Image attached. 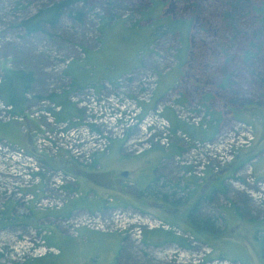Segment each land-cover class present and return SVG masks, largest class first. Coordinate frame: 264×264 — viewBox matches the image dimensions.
Masks as SVG:
<instances>
[{"label":"rangeland","instance_id":"obj_1","mask_svg":"<svg viewBox=\"0 0 264 264\" xmlns=\"http://www.w3.org/2000/svg\"><path fill=\"white\" fill-rule=\"evenodd\" d=\"M60 1L64 0H0V85L12 70L35 75L31 90L16 94L15 105L0 97V264H264V205L254 196L260 188L251 181L256 161L248 160L236 173L232 170L250 152L264 164V118L244 109L264 106V0H245L230 20L226 15L230 0H158L159 6H153L154 0H86L66 6L58 22L44 24L43 31L29 33L22 25ZM157 18L184 20V29L193 20L189 38L160 26L148 48V27H130L150 25ZM104 24L109 26L100 46ZM246 55L250 65L243 62ZM73 62L72 73L97 82L96 87L69 95L80 110L72 125L57 120L53 111L58 105L48 96L70 89L73 79L66 69ZM79 62L89 65L81 70ZM226 76L234 89L242 90L244 103L230 101L232 90L220 86ZM208 94L211 111L223 116L211 144L226 143L242 122L253 125L255 132L252 147L240 151L232 166L233 162L205 184L223 178L218 191L207 194L204 186L193 194L195 201L212 196L201 201L200 213L214 220L215 233L184 230L169 222V207L158 210V201L141 196L133 181L142 168L146 171L140 181L154 168L163 181L194 176L183 158L191 156L195 141L205 140L191 136L192 141L184 140L171 131V144L165 148L157 139L164 120L173 127L174 113L195 124L204 118L201 103ZM181 95L184 104L178 103ZM125 120L134 125L122 135ZM93 135L111 143L107 153L86 162L77 153ZM98 157L109 173L95 167ZM204 160L212 159L207 154ZM125 170L127 177L120 175ZM150 180L149 187L154 188L155 178ZM111 187L112 194L104 193ZM100 195L105 207L100 212L75 206ZM139 216L178 228L184 233L179 237L189 244H176L173 232L163 234L162 228L154 230L163 236L148 241L151 230L144 229L138 237L134 224L128 230L116 229ZM89 217L113 218L115 223L104 230H93L112 238H78L79 228H87L77 226L78 221ZM258 239L259 254L248 262L245 252Z\"/></svg>","mask_w":264,"mask_h":264},{"label":"trees","instance_id":"obj_2","mask_svg":"<svg viewBox=\"0 0 264 264\" xmlns=\"http://www.w3.org/2000/svg\"><path fill=\"white\" fill-rule=\"evenodd\" d=\"M78 1H86V0H64V1H60V2L54 4L53 6L47 8V9L40 10L36 15L31 17L30 19L23 21L22 25L26 28V30L29 33L37 32V31H43L44 30V24L55 25L58 22L60 16L62 15L64 8H66V6L68 7L70 4L78 2ZM229 2H230L229 3L230 10L226 13V15H227V18L230 20V19L234 18V14H233L234 12L237 13L240 11L241 7L245 3V0H230ZM159 3H160V1L154 0L153 6H156L157 4L159 6ZM150 11H151V9H150ZM148 14L150 15V13H148ZM70 16L75 17L78 20L82 19L80 17V15L77 16L76 14H73L72 12L70 13ZM160 18H157L155 20V22L150 24V25H143V26L133 25L130 28L131 29H140L141 27H148V30L150 31V39H149L150 43L148 45V48L151 45V41H153V34L155 32H158V31L160 32L161 27L164 28L165 26L167 28L165 32H167V31L172 32V33L177 32V33H179V35L182 38H187V39L189 38V33H190L192 25H193V20H190V22L188 24V29H187V27H186V29H184L183 26H184V24H186V21H184V20L174 21L172 19H167L165 21H160L159 20ZM227 24H230V23H227ZM106 26H109V25L104 24L103 28L101 30V33H102L101 36L102 37L100 40V46L102 45V41H103V38L105 35L104 28H106ZM185 43L187 44V46ZM185 43L183 40V46H185L186 49L188 50L189 49L188 42L185 41ZM146 52H144V54H146ZM89 54H90V52L87 50V54H86L87 56L85 58V61H87ZM250 60H251L250 57L248 55H246L244 57L243 62L250 65V63H249ZM73 64H76V63L75 62L71 63L66 69L67 70L66 74H68L73 79V83L70 86V89L64 90L63 93H54L53 92L48 96V99H50V101H53L55 104H57L58 106L61 107V109L59 111H56V112L53 111L57 117V120L68 121L69 123H72L75 118L80 116V110L76 107L75 103L71 102V100L69 99V95L72 93V91H77V89L83 91L88 87H96L94 85V82H97V78H93V77L87 78V76L86 77L82 76V75L79 76L77 74L72 73L70 71V69H71V66ZM88 65L89 64H86V63L83 64L81 62L78 63V66L81 68V70H85V67ZM174 76H176V75H174ZM117 77H118V75L115 77H112V78L111 77H109V78L108 77H101V78L103 80H105V79L111 80V79H115ZM98 79H100V78H98ZM34 81H35V75L32 71L27 72V71H24L21 69L12 70L11 73L10 72L7 73L5 80L0 85V97L6 99L8 102L13 103L15 105L17 103L16 94H18L19 92L21 94L28 93L31 90ZM256 83H258V82H256ZM259 85H261V84H259ZM220 86L227 88V89L229 88L232 90V97L233 98H231L230 101L233 104L244 103L245 99L242 96L243 94L239 92V90L240 91H242V90L240 88L234 89V82L230 81V76L224 77L222 80V83H220ZM181 96L182 97L178 100V103L184 104L186 102V99H185L184 95H181ZM210 100H212V95L208 94V95H206V97H204V101L201 103V105H203L206 108V112L204 113L202 126L189 125L188 123H186L187 121L185 122V120H183V119L181 120V118L179 116L176 117L175 113L173 115L172 111H170V116L171 117L174 116L173 127H172V123H171V131L174 133L181 131V132H183V133H185L191 137H196V138L199 137L205 141L212 140L214 138L215 133L212 134V136H208V132H209L211 127L215 129V132L218 130V127L222 121V118H221L222 113L211 111L212 110L211 107L207 104ZM262 107L264 108V106H257V107L256 106L255 107H253V106L247 107L246 106L244 109L247 110V113L251 112L253 114H257L260 118H264V117H262V115H263V111L261 110ZM204 123L207 125L206 128L203 127ZM73 124H76V123H72V125ZM5 126H7V125H5ZM184 126H191L192 128H186ZM246 156H247V158L243 160L244 163H238L235 166H233L232 170L235 171V173L238 172L240 170V168L243 166V164H245L248 160L249 161L254 160L256 157V156H254V153L251 154V152L248 153V155H246ZM235 162H236V160H235ZM235 162H233L229 166H232ZM210 176H213V175H210ZM194 178L197 179L196 177H194ZM154 181H155L154 182V188L148 186L147 188L142 189L139 192V193H141V196L143 195V197H147L149 199H153L154 201H161V202H165V203L169 202L170 200H172L174 202H179V203L183 202V200L186 196V188L184 186L182 187L180 184H174V183L169 182L167 180L163 181V178H160V179L155 178ZM198 185H199V183L195 184V187L193 189H191L189 194L196 191L198 189V187H197ZM206 198H208V197H206ZM209 198H212V196H210ZM81 201H82V199H81ZM200 204H201V202L199 200V202L193 207V210L191 213L192 221L197 226H199L201 228V230H203V231L212 232V233L217 232L218 229L215 226L214 220L211 219L210 217H205L203 214L200 213ZM75 206H80V204L76 203ZM198 230L201 231L200 229H198ZM164 232H167V231L163 230L162 233L165 234ZM174 236L175 237H172V240L174 242H176L177 244H179L183 247H186L189 244L185 241L184 238L179 237L177 235H174Z\"/></svg>","mask_w":264,"mask_h":264},{"label":"built area","instance_id":"obj_3","mask_svg":"<svg viewBox=\"0 0 264 264\" xmlns=\"http://www.w3.org/2000/svg\"><path fill=\"white\" fill-rule=\"evenodd\" d=\"M61 107H56V110H60ZM54 110V109H50ZM180 117V116H179ZM183 119L182 117H180ZM185 120V119H183ZM129 120H125L126 124H123L120 127V132L122 135H124L125 132L129 130V128L133 127V123L129 124ZM185 121L189 122L192 125L195 126H202L203 124V118L201 117L199 121L193 123L191 120L189 121L186 119ZM204 128L207 127V125L204 123ZM162 133L158 137L157 141L160 143L162 147L168 148L170 146L171 138H172V132H171V125L168 120H164V123L162 124ZM253 125L249 123H239L236 130L233 131L232 135H234L230 140H227V142H219L218 145L215 146V144H211L209 141L200 142L195 141V145L193 149H190L189 158H186L187 164L192 168V173L194 174L193 177H196L200 182L206 180L210 175L219 173L221 170L226 168L229 164L235 161L237 156L239 155L240 151H243L245 149H249L252 147L255 139V132L253 129ZM177 135L182 137L184 140L192 139L189 137V135L178 131L176 132ZM238 134V136H235ZM99 136H101L99 134ZM99 136L93 135L83 144V148L80 152L77 153V155H82L83 159H85L86 162H91L92 159L97 154H105L109 150L110 141L107 138H101ZM224 143V144H223ZM196 145L198 147H201L199 151L196 149ZM222 150H226V153H224ZM197 152V154H196ZM202 152V153H201ZM200 154V155H199ZM207 154L210 157L211 161H205L204 159H207ZM95 155V156H94ZM179 155L178 159L180 158ZM198 156V157H197ZM199 157H202L201 160ZM181 159V158H180ZM187 165V166H188ZM252 166V165H251ZM194 168V171H193ZM253 168V166H252ZM196 169V171H195ZM188 177H191V173H188ZM251 181L255 182L258 187L260 188L258 190V194L254 193V196L258 198V200L264 205V180H261L258 178L254 173L252 174ZM85 218V217H84ZM111 217L107 219H102L101 217H89L86 219H80L77 226H86L89 229L95 230V229H101L104 230L106 224L115 223L114 219L112 218V221H110ZM80 224V225H79ZM136 225V231L138 237L141 236L142 231L144 229L147 230H154L155 228H162L166 231H172L177 236H184V233L181 232L178 228H175L174 226H170L169 224H165L162 221L154 218V217H137L132 219V223H127L126 225H118L116 226V229L119 230H128L130 225Z\"/></svg>","mask_w":264,"mask_h":264},{"label":"crops","instance_id":"obj_4","mask_svg":"<svg viewBox=\"0 0 264 264\" xmlns=\"http://www.w3.org/2000/svg\"><path fill=\"white\" fill-rule=\"evenodd\" d=\"M162 82L163 81H161V84H162ZM160 89H161V85H160ZM164 90H165V88H164ZM221 118H223L222 114H221ZM220 126H221V123H220V125L218 127V130L216 132H215V129L211 127L210 130H209V132H208V136H212V134L215 133L214 134V137H215L219 133V131H220ZM261 126L264 128V123L261 124ZM184 127H186V128H192L191 126H184ZM251 151L253 152V150H251ZM244 154H246V153H244ZM120 155H121V151H120ZM260 159L258 158V156L255 157V161L256 162H254L255 163L254 169H255V174L257 175V177L264 179V164L263 165H260L259 164ZM103 160L104 159H102V158L100 159V157H98L96 159V161H95V167L97 169H100V170L102 169L99 172L107 173L108 171H104V168H103L104 167V164H103L104 161ZM243 160L244 159H241V161L239 163H244ZM100 161H102V164L100 163ZM157 168H158V166H157ZM157 168H156V170H157ZM140 170L141 171L138 172L137 177L135 176L134 179H133V181L137 185L136 187L138 188V191H141L142 189L147 188L149 186L150 182H151V180H150L151 178H153V177L156 178V179L157 178L158 179L163 178L162 175H156L155 168H154L152 170V172L149 171V170H147L149 172V174H150L149 177H147V175L144 176V177L142 176V179L140 181L139 180V175L143 171H146L143 168L140 169ZM125 171H128V170H125ZM123 172L120 173L121 176H122V173ZM163 173L166 174L165 172H163ZM212 179H214V178L213 177H209L208 179H206V181H205L204 184L203 183H199V180L198 179H195L194 177H188V176L182 178L181 180H177V181L174 180V182H172V183H174V184H180L182 187L184 186L186 188V196H185L183 202L182 203H179V202H174V201L170 200L169 202L165 203V202L158 201L157 204L159 206H157V209L160 210V211H162V210H165V207L166 206H168L169 207L168 214L170 215L169 222L175 223V224H180L184 230H196V231H199L198 229L201 230V228L199 226H197L192 221V219H191V213H192L193 207L199 202V201H195L196 196L193 195V194H197L198 191L200 190V188H202L204 186H208V185H205V184L207 182H212ZM215 181L216 182H214L213 184H211V185L208 186L210 189H208V187H207V194H211V193L212 194H215V192L218 191L219 185H221V182L223 181V178H221V179H218L217 178V179H215ZM196 182L199 183V185L197 186L198 189L196 191H194L193 193L189 194L190 191H191V189H193L195 187V184H197ZM113 190H115V188H112V187L111 188H106V190H104V193L112 194L111 192ZM116 192L117 193L119 192V195L121 196L122 191H120L119 189H116ZM103 197L104 196H101V195L99 197H95L94 196V197L91 198V200L89 201V203H86L85 205L83 203H81L82 201H80V203H79L80 206H79L78 209H80V208H86V209H89V211L91 213L100 212L101 210L105 209V207H103ZM206 197H209V195L208 196L202 195V198L203 199L201 201H204V199ZM118 199H119V197H118ZM147 199H149V198H147ZM151 200H153V199H151ZM153 202H154V200H153ZM78 231H79V234H78L77 237L79 238L82 235L83 237H85V240L86 241H87V239L89 240L90 238L91 239H94L93 241H95V239H97L96 237H98V236H99L98 237V240H100V239L102 240L104 238H109V239L112 238V236L110 237V235H106V234L100 233L98 231H93V230L87 229L85 227H80ZM201 231H203V230H201ZM205 232H207V231H205ZM155 236H163V234H160L158 230L147 231V237H148L147 238V241H148V239L153 238ZM198 237L199 238H202L201 236H198ZM116 240H118V239H116ZM258 241L260 242V240L258 239V240H255V243L252 244V247H253L252 250H249L248 252L247 251L245 252L246 259L248 260V262H250V260H251L250 256L255 259V256L257 255L256 253L259 254V251H258V248H257V245H258L257 242ZM260 248H261V246H259V250H260ZM80 251H82V249H80ZM215 251H217L219 254L221 253L220 255H222V251L221 250L215 249ZM116 257H117V255H116ZM83 260H86V259H83ZM82 264H84V263L82 262Z\"/></svg>","mask_w":264,"mask_h":264},{"label":"water","instance_id":"obj_5","mask_svg":"<svg viewBox=\"0 0 264 264\" xmlns=\"http://www.w3.org/2000/svg\"><path fill=\"white\" fill-rule=\"evenodd\" d=\"M128 174H129L128 171H124V172L122 173V176L126 177V176H128ZM84 264H87V263H84Z\"/></svg>","mask_w":264,"mask_h":264},{"label":"flooded vegetation","instance_id":"obj_6","mask_svg":"<svg viewBox=\"0 0 264 264\" xmlns=\"http://www.w3.org/2000/svg\"><path fill=\"white\" fill-rule=\"evenodd\" d=\"M122 256L124 257V256H125V254H123V253H122V251H121V256H120V257H122ZM118 259H119V258H118Z\"/></svg>","mask_w":264,"mask_h":264},{"label":"bare ground","instance_id":"obj_7","mask_svg":"<svg viewBox=\"0 0 264 264\" xmlns=\"http://www.w3.org/2000/svg\"><path fill=\"white\" fill-rule=\"evenodd\" d=\"M152 231V230H151ZM164 231H166V230H164ZM167 232H170V231H167ZM174 234V233H173ZM175 235V234H174Z\"/></svg>","mask_w":264,"mask_h":264}]
</instances>
